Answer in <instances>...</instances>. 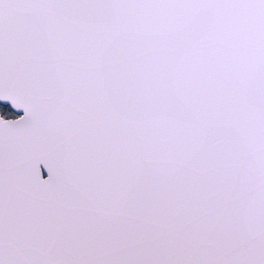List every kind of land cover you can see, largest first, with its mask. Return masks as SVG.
Masks as SVG:
<instances>
[{
  "label": "snow or ice",
  "instance_id": "6c2138e0",
  "mask_svg": "<svg viewBox=\"0 0 264 264\" xmlns=\"http://www.w3.org/2000/svg\"><path fill=\"white\" fill-rule=\"evenodd\" d=\"M0 264H264V0H0Z\"/></svg>",
  "mask_w": 264,
  "mask_h": 264
}]
</instances>
